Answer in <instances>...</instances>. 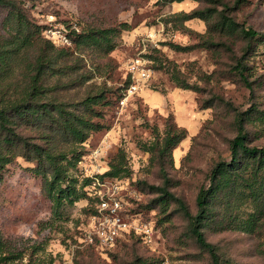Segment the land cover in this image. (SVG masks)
Masks as SVG:
<instances>
[{
    "label": "rangeland",
    "instance_id": "1",
    "mask_svg": "<svg viewBox=\"0 0 264 264\" xmlns=\"http://www.w3.org/2000/svg\"><path fill=\"white\" fill-rule=\"evenodd\" d=\"M199 8H209L208 22L178 15ZM124 22L131 28L123 29ZM20 26L27 29L19 33ZM114 27L97 39L81 35ZM244 28L257 33L250 36ZM16 35L21 39L30 35L33 44L21 46L19 52L18 45H13L7 68L0 70L4 100L21 98L44 39L64 48L58 64L70 67L46 79L69 85L53 94L79 112L85 109L86 96H104L88 111L102 127L93 130L80 147L84 154L70 174L79 176V188L84 176L120 162L121 176L110 177L107 185H118L116 194L125 212L129 216L139 213L151 229L148 238L130 232L110 248L89 243L86 234L97 206L94 191L91 197L83 191L79 199L67 198L57 206L43 175L36 172L38 160L18 154L0 172V234L4 239L14 238L21 247L33 239L42 240L43 253L54 257L53 264H212L209 250L192 233L180 200L196 214L198 193L210 184L212 168L220 160H231L240 118L246 143L264 146V0H0V47H11L9 39ZM172 44L191 49L178 50ZM140 54L150 59L151 75L122 104V90L129 82L128 63ZM158 56L175 60L181 77L199 86L198 90L178 86L167 69L158 67ZM70 70L74 71L71 75ZM12 106L21 108V101ZM20 116L15 118L20 124L13 131H0V141L24 151L26 137L42 140L43 122ZM172 121L187 128V136L173 150L174 164L167 167L170 182L166 184L159 163L151 161L143 144L154 139V126L163 133ZM240 155L248 166L239 171L248 177L257 161ZM153 185H167L173 196L161 199L162 191ZM253 209L252 202L244 201L241 188L230 197L222 189L211 202L202 229L224 264H264V216L255 231L223 227L241 225ZM28 258L29 254L9 264H25Z\"/></svg>",
    "mask_w": 264,
    "mask_h": 264
},
{
    "label": "trees",
    "instance_id": "2",
    "mask_svg": "<svg viewBox=\"0 0 264 264\" xmlns=\"http://www.w3.org/2000/svg\"><path fill=\"white\" fill-rule=\"evenodd\" d=\"M6 1L8 2V0ZM166 1L173 2L182 0ZM207 1L213 2L214 0ZM207 10H209V8H199L191 12L182 11L179 12L178 15L186 20L200 17L208 22L209 16ZM122 26L123 29L131 28L128 22H124ZM25 28L26 26L24 28L20 26L17 28V32L22 33ZM116 29V27L93 29L91 32H83L81 35L84 38L94 37L97 39ZM243 31L250 36H254L257 33L256 30L251 28H244ZM100 34L101 36H98ZM44 41L43 48L40 49L37 56L35 72L22 90L23 94L21 98L18 100H4L3 94H0V131L4 130V133L6 131H13V129L20 124V121L18 120L17 122L15 119L17 115L31 119L34 123H36L39 118L43 122L42 140L33 141L34 136H28L32 139V141H28L29 138L26 137L25 146L27 148L24 151L19 150V148L13 149L12 144H8L1 140L0 172L4 166L18 154L24 155L29 159H37L39 163L36 167V172L43 175L47 191L58 206L64 199L69 198L71 202L79 199L83 191L84 193L86 192L89 197L92 195L90 192L92 177L84 176V181L78 188L76 180L79 176H72L73 174H70L69 170L71 167L77 166L78 161L81 160L84 152L82 149L80 150V147H83L82 145L88 139L90 133L102 127L100 122L93 120L91 114H88V111L92 109L94 104L99 103L104 96L103 94L86 96L82 101L85 105V109L79 112L76 108L70 107L71 104L68 101L53 94L56 90L59 91L69 84L68 82L62 83L60 80H55V82L51 83L48 82L46 78L56 73H63L62 71L70 66L58 64L59 58L63 57L62 51L64 48L55 47L53 42L49 39H44ZM9 43H11V47H6L5 45L0 47V70L3 69V71L7 68L6 65L9 62L7 59H10V55L14 52V50H12L13 45H18L16 51L19 52L21 46H29L33 44V41L30 35L24 36L22 39L16 35L13 36V39H9ZM172 47L178 50L191 49V46L181 44H172ZM157 59L159 61L158 67L167 69V71L170 72L171 78L178 86L198 90L199 86H192L187 80L181 77L182 72L178 68L175 60L167 56L163 58L158 56ZM73 72L74 71L70 70V75ZM240 72L247 84L251 85L247 75L243 71ZM42 75L43 83L41 81ZM15 101H21V108L12 106V103ZM39 101L41 103H39ZM4 103L6 104L4 105ZM153 130L155 132L154 139L149 143H144L143 147L151 153V161L159 163L160 169L164 173L165 183L168 184L170 182V177L167 173V167L168 165L174 164L173 150L187 136V128L172 121L167 124L163 133L160 132L158 126H154ZM240 152H242L244 156L253 158L257 161L255 170L248 177L241 176L239 171L241 167L248 166V162L246 160L243 161ZM69 153H72V155L69 156ZM231 155L230 161L220 160L212 168L210 173V184L201 187L198 193V210L196 214H193L188 206L180 200L185 213L190 217L191 231L195 235L198 243L209 250L212 264H224V261L216 246L207 240L202 229V222L209 215L211 202L217 198L220 190L227 189L230 197L232 194L236 195L238 193V188H241L244 201H250L254 205V209L247 213L241 225L229 224L223 226L224 228L255 231L259 221L264 216V172H260V169L264 168V146L249 145L246 143V131L243 118H240V131L232 140ZM119 163L120 162H110V168L100 175L102 177H120L122 168L119 166ZM239 178H241V180H239ZM153 187L162 191L161 199L163 200H167L169 196H173L167 185H153ZM97 199L98 198H96V200ZM226 203L230 204L231 200L228 199ZM240 204H243V201L240 202ZM95 211L96 209L93 213ZM27 254H29V258L25 264H53L54 262L53 256L49 257L46 253H43L42 240L33 239V242L28 246L21 247L14 238L4 239L2 234H0V261L9 264L11 262L23 260Z\"/></svg>",
    "mask_w": 264,
    "mask_h": 264
},
{
    "label": "built area",
    "instance_id": "3",
    "mask_svg": "<svg viewBox=\"0 0 264 264\" xmlns=\"http://www.w3.org/2000/svg\"><path fill=\"white\" fill-rule=\"evenodd\" d=\"M149 61L150 59L143 54L134 56L129 61L127 68L129 82L122 90L120 98L122 104H126L130 96L139 92L147 84L151 75ZM104 172L90 176L92 177L90 192L94 191L98 199L96 211L92 215V226L88 229L86 240L105 249L114 246L119 237L130 232L142 234L146 238L150 237L151 228L148 222H142L139 213L129 216L125 212L123 202L116 194V188L119 186L115 185L114 188V186L107 185L112 178L102 177L100 174ZM105 186L108 187L105 188Z\"/></svg>",
    "mask_w": 264,
    "mask_h": 264
}]
</instances>
